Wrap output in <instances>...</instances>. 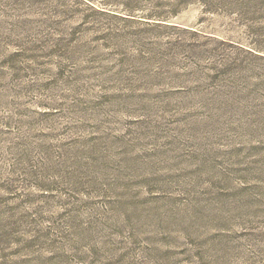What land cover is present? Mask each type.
I'll list each match as a JSON object with an SVG mask.
<instances>
[{
    "label": "rangeland",
    "instance_id": "rangeland-1",
    "mask_svg": "<svg viewBox=\"0 0 264 264\" xmlns=\"http://www.w3.org/2000/svg\"><path fill=\"white\" fill-rule=\"evenodd\" d=\"M0 264H264V0H0Z\"/></svg>",
    "mask_w": 264,
    "mask_h": 264
}]
</instances>
